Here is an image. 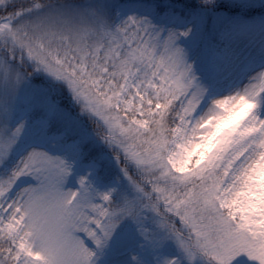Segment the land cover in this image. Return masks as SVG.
I'll return each mask as SVG.
<instances>
[{
	"label": "snow or ice",
	"instance_id": "1",
	"mask_svg": "<svg viewBox=\"0 0 264 264\" xmlns=\"http://www.w3.org/2000/svg\"><path fill=\"white\" fill-rule=\"evenodd\" d=\"M0 264H264V0H0Z\"/></svg>",
	"mask_w": 264,
	"mask_h": 264
}]
</instances>
